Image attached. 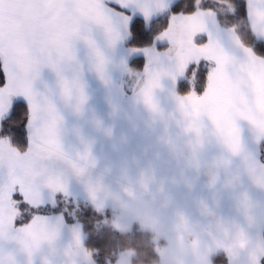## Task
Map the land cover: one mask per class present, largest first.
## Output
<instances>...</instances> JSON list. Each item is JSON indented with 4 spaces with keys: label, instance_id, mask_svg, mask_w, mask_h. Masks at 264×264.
<instances>
[{
    "label": "crops",
    "instance_id": "obj_1",
    "mask_svg": "<svg viewBox=\"0 0 264 264\" xmlns=\"http://www.w3.org/2000/svg\"><path fill=\"white\" fill-rule=\"evenodd\" d=\"M176 1L0 0V123L17 100L30 106L29 148L1 140L0 173L21 185L15 200L43 210L21 227L52 217L69 226L45 212L54 195L114 227L169 210L185 228L172 264H262L264 59L211 11L173 15L153 46H127L135 17L151 21ZM248 1L264 38V0ZM142 54L138 72L131 62ZM201 60L217 66L207 91L181 95L178 83Z\"/></svg>",
    "mask_w": 264,
    "mask_h": 264
},
{
    "label": "trees",
    "instance_id": "obj_2",
    "mask_svg": "<svg viewBox=\"0 0 264 264\" xmlns=\"http://www.w3.org/2000/svg\"><path fill=\"white\" fill-rule=\"evenodd\" d=\"M199 11H211L215 13L222 27L234 28L241 43L251 49L257 56L264 58V38L260 37L253 29L249 17V3L247 0H178L170 9L161 16L147 21L142 17H135L130 26V39L127 46L135 49H145L155 44L157 37L165 32L171 23L173 15H191ZM206 39L199 38L197 43H203ZM147 57L139 55L131 62V67L138 72L145 69ZM214 62L201 60L189 66L186 77L178 83V92L184 96L201 97L207 91ZM7 82L4 70L3 56L0 53V88ZM30 106L25 100H17L11 114L0 123V141L7 139L12 147L21 153H25L30 145L29 130ZM260 159L264 163V140L261 142ZM21 212L17 226L30 222L37 209L16 196ZM65 200L62 197L59 205L48 208L46 213L62 215L68 225L75 222L65 208ZM30 213H28V211ZM79 220L86 235V247L94 252L96 264L117 263L120 254L133 250L135 256L133 264H155L159 254L151 240L152 233L145 231L119 232L113 227H98L97 222L104 219V214L95 208L82 204L80 206ZM78 215V213H77ZM264 264V260L262 261Z\"/></svg>",
    "mask_w": 264,
    "mask_h": 264
},
{
    "label": "rangeland",
    "instance_id": "obj_3",
    "mask_svg": "<svg viewBox=\"0 0 264 264\" xmlns=\"http://www.w3.org/2000/svg\"><path fill=\"white\" fill-rule=\"evenodd\" d=\"M228 29L236 32L234 28ZM216 67L215 64L214 70ZM11 177L6 175L5 172L0 173V264H96L93 257L94 252L84 245L86 235L82 227L83 223L78 218L80 206L87 204L79 202L76 198H62L65 200L63 210L67 208L69 214L75 218L72 225H65L60 217H52L53 220L49 222H46L44 218H35L29 225L18 227L15 222L21 212L16 208L18 202L14 199V196L16 193H20L19 188L21 185ZM35 204L36 207L41 206V204ZM48 204L51 208L58 206V195H54ZM39 212H43V210L37 209L35 214ZM141 214L143 225H125L127 227L125 230L123 225H117L116 227L110 225L109 220L106 219L107 214H104V219L97 222L96 225L98 227H113L119 232L135 230L151 232V240L154 243L156 252L159 254V259L155 264H172L167 257L170 255L171 244L177 245L175 242L180 235L177 233L178 230L182 235L185 234L184 225H179L174 217L175 215H172L169 210H163V213L160 214L159 210L155 212L147 209ZM157 215L158 219H156ZM19 219L22 220L20 217ZM44 222L46 223L44 224ZM38 232H42L40 234H51L53 239H37L35 235ZM54 235L57 237H54ZM184 236L189 237L190 235ZM69 245L73 247L71 248ZM134 256L135 252L133 250L122 252L119 261L112 264H133Z\"/></svg>",
    "mask_w": 264,
    "mask_h": 264
}]
</instances>
